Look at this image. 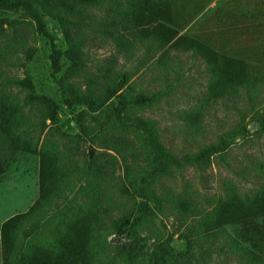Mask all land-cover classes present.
Here are the masks:
<instances>
[{"label":"rangeland","instance_id":"374dc122","mask_svg":"<svg viewBox=\"0 0 264 264\" xmlns=\"http://www.w3.org/2000/svg\"><path fill=\"white\" fill-rule=\"evenodd\" d=\"M75 1L0 0V264H264V0Z\"/></svg>","mask_w":264,"mask_h":264},{"label":"trees","instance_id":"16d2710c","mask_svg":"<svg viewBox=\"0 0 264 264\" xmlns=\"http://www.w3.org/2000/svg\"><path fill=\"white\" fill-rule=\"evenodd\" d=\"M109 1L112 2V0H109ZM99 3H100V0H76L75 4H76V6L79 7V14L78 15L75 14V16L77 15V17H81L83 8L93 7L95 5H98ZM80 4H81V6H80ZM16 7H17L16 5H10V8H16ZM59 21H62V17L59 18ZM183 30L184 29L181 27L180 21H170L168 23H165L163 26V33L170 41L178 42L180 40L185 39V41L187 40L189 43H193L195 41V39H194L195 37L191 36V37L183 38L181 36V32ZM222 56H223V54H220V57H222ZM53 63H54V65L58 64V61L55 57L53 58ZM134 105L135 106H144V97L138 96L134 100ZM138 121L143 126L144 130L149 134V141H150V144L152 145V147L156 153L157 158L160 161L171 160L173 158L171 156V154L165 149V147L162 145V143L159 142L156 138L157 129H156L155 125H153L152 127H148L147 124L142 120V118L138 119ZM261 186H262L261 190H259L257 193L254 194L255 195L254 196L255 199L253 198L254 200H256V199L264 200V184ZM128 224H129L128 220L126 222H124L125 226ZM125 249L129 252H136L138 250V247L134 246V245H132V246L130 245V246H126ZM153 254H155V255H153V259H152L153 264H159L160 262H159V258L157 256V254L156 253H153Z\"/></svg>","mask_w":264,"mask_h":264},{"label":"water","instance_id":"95a60500","mask_svg":"<svg viewBox=\"0 0 264 264\" xmlns=\"http://www.w3.org/2000/svg\"><path fill=\"white\" fill-rule=\"evenodd\" d=\"M92 155V154H91Z\"/></svg>","mask_w":264,"mask_h":264}]
</instances>
